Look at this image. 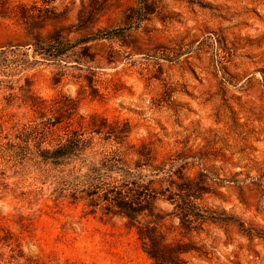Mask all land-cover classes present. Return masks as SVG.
Returning a JSON list of instances; mask_svg holds the SVG:
<instances>
[{
    "label": "rangeland",
    "instance_id": "rangeland-1",
    "mask_svg": "<svg viewBox=\"0 0 264 264\" xmlns=\"http://www.w3.org/2000/svg\"><path fill=\"white\" fill-rule=\"evenodd\" d=\"M97 1L0 0V51L8 66L0 68V264H154L125 218L104 215V202L94 208L71 198L74 187L62 178L72 166L34 158L35 145L53 146L72 131L92 138L88 162L119 150L133 164L142 144H150L159 160L179 152L210 154L203 167L238 183L209 181L217 195L204 196L202 205L224 209L264 235V0H155L159 13L128 30L125 46H93L95 61L86 64L92 71L33 63L21 6L61 14L47 22L45 36L76 24L80 11L93 6L100 7L96 27H123V12L136 3ZM91 73L100 94L95 98L86 79ZM28 87L36 103L45 102L47 116L56 114V101L73 99V117L44 138L36 132L41 114L25 98ZM92 118L128 123V144L90 134ZM25 145L31 151L23 155ZM156 208L169 243H194L200 250L183 255L188 264H264V236L213 224L186 231L171 204L157 199Z\"/></svg>",
    "mask_w": 264,
    "mask_h": 264
},
{
    "label": "trees",
    "instance_id": "trees-1",
    "mask_svg": "<svg viewBox=\"0 0 264 264\" xmlns=\"http://www.w3.org/2000/svg\"><path fill=\"white\" fill-rule=\"evenodd\" d=\"M95 5L97 4V0ZM189 3L198 4L197 0H187ZM7 10V9H4ZM37 10V13L34 12ZM100 11L94 6L87 12L80 11L77 23L68 27L54 28L47 35H42L47 22L58 21L61 14L50 9H31L20 7V17L26 25L27 35L30 37L29 48L33 54V63H51L59 68L76 67L92 71L86 65L94 62L96 54L92 53L94 45L108 43L109 47L115 43L125 46L127 31L138 30L144 22L159 13L155 0H136L134 6L123 12V27H96V16ZM5 11H0L3 18ZM161 22H165L160 18ZM86 32L85 34H81ZM79 36L74 40L69 39L70 34ZM11 50V49H9ZM5 50L0 51V68H8L4 58ZM113 51L109 52L112 54ZM108 54V55H109ZM111 58V56H109ZM108 59V58H107ZM94 75L86 77L89 84V96L95 98L100 95L93 84ZM28 85H26L27 87ZM26 101L31 102L32 108L36 106L41 114V122L36 132L44 136L59 127L64 119L73 117L77 104L68 97H63V102L56 101V114L47 116L45 102L36 99L31 89H23ZM52 112V110L50 111ZM90 134L102 135L112 139L120 147L128 144L131 132L128 123H98L95 118L89 122ZM25 137L30 133L25 132ZM29 137L23 140L27 144ZM92 138L87 139L84 132L72 131L65 139H60L55 145L42 148L34 146V158L42 163L50 164L55 168L72 166L71 170L62 178L67 184L74 187L71 198L86 199L88 206L96 208L104 202V215H117L127 221V226L136 230L144 252L154 264H188L183 255L190 252H200L194 243H169L161 232L163 217L162 212L156 208V200L162 199L173 206L171 215L179 219L180 225L186 231L203 230L205 224L237 227L239 233L252 238H263L252 228H246L233 215L224 209H208L202 205L204 196L217 193L208 184L209 181L218 184L235 183V180L220 179L217 173L203 167V162L211 155L204 152L187 155L184 152L175 153L159 160L150 144H142L136 150V160L130 164L125 155L119 150L105 155L97 163L88 162L86 152ZM132 149L133 146H127ZM23 155L30 152L28 145L23 149ZM217 157V156H216ZM81 163L76 169L75 163ZM200 167L196 175L191 168ZM213 169V168H212ZM84 170V171H83ZM158 184V186H156ZM65 185V184H63ZM81 189L80 191L77 189ZM79 194L85 197H78Z\"/></svg>",
    "mask_w": 264,
    "mask_h": 264
}]
</instances>
